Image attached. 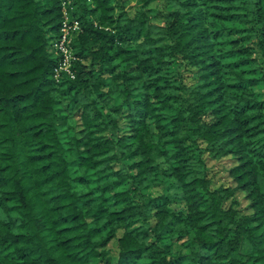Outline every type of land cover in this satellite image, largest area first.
Segmentation results:
<instances>
[{"label": "trees", "instance_id": "16d2710c", "mask_svg": "<svg viewBox=\"0 0 264 264\" xmlns=\"http://www.w3.org/2000/svg\"><path fill=\"white\" fill-rule=\"evenodd\" d=\"M61 3L0 0V264H264V0H67L55 79Z\"/></svg>", "mask_w": 264, "mask_h": 264}, {"label": "built area", "instance_id": "2783aa9c", "mask_svg": "<svg viewBox=\"0 0 264 264\" xmlns=\"http://www.w3.org/2000/svg\"><path fill=\"white\" fill-rule=\"evenodd\" d=\"M61 8V20L57 36L52 42V49L57 56V62L53 70V75L58 79L62 73L68 74L70 77L74 76L71 63L74 59L71 40L73 34L80 28L79 20L68 11L69 8L64 5L67 0H63ZM72 16V17H71Z\"/></svg>", "mask_w": 264, "mask_h": 264}, {"label": "rangeland", "instance_id": "374dc122", "mask_svg": "<svg viewBox=\"0 0 264 264\" xmlns=\"http://www.w3.org/2000/svg\"><path fill=\"white\" fill-rule=\"evenodd\" d=\"M63 2V0H62ZM65 7H68L67 4L64 5ZM71 8V7H70ZM69 11V10H68ZM70 12V11H69ZM71 15V13H70ZM72 17V16H71ZM53 77L57 79L54 75ZM234 162L233 158L230 156H225L220 159H209L207 158V167H208V173L213 181L214 184H220L223 183L224 185H228L231 183V178L228 175L227 169L231 164ZM233 198H236L238 200V207L244 208L246 205V202L242 198V193H237ZM231 199H228L226 202L229 203ZM175 206V204H173ZM108 248V251H110L115 257L117 248H116V242L114 239H112L106 246Z\"/></svg>", "mask_w": 264, "mask_h": 264}]
</instances>
